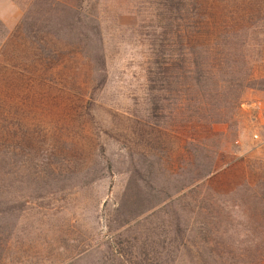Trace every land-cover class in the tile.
<instances>
[{
    "label": "rangeland",
    "instance_id": "374dc122",
    "mask_svg": "<svg viewBox=\"0 0 264 264\" xmlns=\"http://www.w3.org/2000/svg\"><path fill=\"white\" fill-rule=\"evenodd\" d=\"M205 2L199 1L201 17ZM214 2L223 11L226 3L230 10L237 4ZM171 14L164 0H0V55L16 53L22 70L43 79L18 92L28 96L22 108L10 104L7 132L46 150L35 161L27 160L30 153L23 160L18 149L7 159L0 181V264H191L195 252L217 253L221 243L218 257L226 264H250L239 260L252 238L233 203L243 185L253 187L264 172V17H251L253 33L245 38V49L260 53L253 81L231 120L214 124L205 138L210 128L187 101L195 96L183 90L191 67H175L191 38L181 33L192 26L185 11L183 19L182 11L173 18L179 36L171 52L165 47L156 56ZM34 17L39 27L67 34L52 46L57 52L50 60L44 56L49 45L31 38ZM69 22L80 30L100 28L99 60L93 40L78 42L61 27ZM10 33L15 36L6 41ZM16 39L23 40L18 50ZM41 45L49 48L44 55ZM164 59L169 69L152 74L159 69L153 61ZM212 164L217 174L192 198L186 186ZM151 203L155 207L146 211ZM220 219L228 224L223 232ZM199 231L205 240L193 245Z\"/></svg>",
    "mask_w": 264,
    "mask_h": 264
},
{
    "label": "trees",
    "instance_id": "16d2710c",
    "mask_svg": "<svg viewBox=\"0 0 264 264\" xmlns=\"http://www.w3.org/2000/svg\"><path fill=\"white\" fill-rule=\"evenodd\" d=\"M199 1L200 0H164V5L170 13H176L175 15L182 11L183 14L181 19H183L184 11L186 17L189 20L192 19L191 30L181 31L183 35H189L191 38L189 41L184 40L185 46L180 48V54L183 58L178 60L175 67L179 69L183 68L185 62L189 63L191 67V70H189L190 76L189 78L186 76L187 81L183 84V90L187 94L192 93V95L195 96L187 98V101L194 103L193 109L198 116L202 111V120L200 124L210 128L208 129V133L203 134L204 137L207 138L214 134V131H212L214 124H226L229 119L228 116L231 115V118L233 117V113L239 105L242 90L248 87L250 82L253 81L255 69L254 62H259L260 53L258 52V47L255 48L256 50L252 47L254 53H251V50H249L250 47L245 49L244 45H247L245 42L247 35L250 34L251 36L253 33L250 25L251 22L253 24L251 17L254 15L258 16L260 19L264 17V0H236L237 4L234 10H230L226 3L224 11L221 6H215L214 0H206L205 6L203 8L200 7V10L203 11L202 17L199 16L201 14L198 12L200 6ZM175 15H172V20H169L162 28L161 39L158 43L161 47V51H157L156 56H161L165 47H169L167 48L169 50L164 49L165 54L170 53L173 38L179 36L178 28L172 26ZM202 19L204 20L203 23ZM47 23H49V19ZM31 24L33 26L29 31L33 43L37 44L43 42L44 45L48 44L50 49L44 47L51 51L54 50H52V46H56L55 42L58 43V39H64L67 35L64 32L60 34L57 30H52L48 24L39 27L38 17H34ZM65 26L68 27L70 33L73 31L76 41L81 42L83 39H86L90 45L94 42V47H96V50L99 52L95 53V57L99 60L101 41L100 28L94 24L91 27L84 26L80 30L74 22L61 25V27ZM252 28L254 30V27ZM44 34L51 37L47 36L44 38ZM14 36L15 35L10 33L6 41H10L11 37ZM263 39L264 35L261 40ZM91 40H93V42H91ZM22 44L23 40L16 39L12 47H16L18 50V47ZM44 47L42 45L39 47L42 53ZM49 50H46L47 53L45 55L43 53L44 56H47V60H50L51 53L56 54L57 52V50L53 52ZM11 57H13V61H11ZM36 60L39 62L38 57L34 55L33 65H35ZM21 61L23 60L19 56H16V53L7 58L5 57V59L0 55V130H5L4 134H0V181L1 179L2 181L6 180V172L4 171L6 167L5 164L7 159L14 154V149L19 150L18 154L23 160H26L27 155L30 153L32 158L27 159L28 161H35L40 152L41 155H44L46 152L45 149L40 150L42 145H36L30 138H24V141H17V138L15 139V137L9 135L7 132V126L9 125L7 121L9 122L11 120L13 114L12 109L9 108L10 104H14L17 108H22L20 106H22V103L25 104V99L28 96L27 94L23 97V94H19L18 92H29L43 83V79L37 74H27V71L22 70L19 66ZM101 61H103V56ZM165 61H167V59L158 62L153 61L159 69L153 70L151 73L158 76L169 69L167 67L169 62ZM261 63H263V61ZM16 66H18L20 70H18ZM149 81L157 83V80H155L153 76L150 77ZM194 86H198V90L194 89ZM150 87L152 89L155 86ZM32 95L34 98V94ZM197 115L196 118L198 117ZM231 118L229 120H231ZM199 121L200 120H198V122ZM36 132H38V130H36ZM42 138L43 136L39 138L38 141ZM15 161L17 160L10 162L7 169L11 165H15ZM34 165H37V163ZM216 166L217 164H212L207 171L196 177V183H188L186 188L190 191L192 198H198L200 193L199 188H206L205 184L212 178V175L214 176L217 174ZM260 177V180L255 181L253 187L251 185H243L240 195L236 196V200L233 203L234 207L245 215V220H247L248 225L247 232L251 233L252 238V248L247 249L245 253H240L239 260L244 259L250 264H264V172ZM169 196L170 194L164 198V201L167 200ZM223 196L229 201L227 194ZM165 204L166 202L164 205ZM22 205H25V203ZM151 205L152 207L147 208L146 211L155 207H153L155 203H151L150 206ZM157 210L155 209L147 215L151 216L155 211L157 212ZM221 210L222 207H218L217 215H220ZM4 211L5 209L2 208L1 212ZM204 215H207L206 212H204ZM221 220L222 219L218 220L217 224L220 226V231L223 232L228 229V224L226 221ZM191 240L196 241L193 242V245H196L195 243H197V241L203 242L205 239L199 231L196 238ZM223 247L224 243H221L218 249L219 252L217 253H211V248L205 249L202 252H197L198 254L195 252L194 255L190 256L189 260L191 264H226V259L221 258V256L218 257L219 253H222ZM98 249H101L100 246ZM78 253L79 252L76 254ZM168 254L170 258L173 256L170 249H168Z\"/></svg>",
    "mask_w": 264,
    "mask_h": 264
}]
</instances>
